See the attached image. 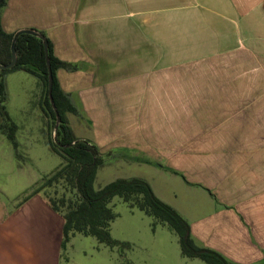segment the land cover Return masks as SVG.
<instances>
[{"label": "crops", "instance_id": "1", "mask_svg": "<svg viewBox=\"0 0 264 264\" xmlns=\"http://www.w3.org/2000/svg\"><path fill=\"white\" fill-rule=\"evenodd\" d=\"M2 25L76 67L56 76L77 140L166 177L139 178L200 247L264 264V0H7ZM30 225L0 198V264L49 259Z\"/></svg>", "mask_w": 264, "mask_h": 264}, {"label": "rangeland", "instance_id": "2", "mask_svg": "<svg viewBox=\"0 0 264 264\" xmlns=\"http://www.w3.org/2000/svg\"><path fill=\"white\" fill-rule=\"evenodd\" d=\"M5 83L6 110L18 126L19 149L16 154L0 131V198L6 205L7 216L26 220L29 233L33 222V231L38 236V252L40 254L43 250L49 255V259L41 258L40 264H206L199 258L183 256L179 236L168 224L131 208L120 197H114L109 203L116 214L110 227L111 236L120 243L118 246L111 248L95 237L76 233L64 247V234L60 228L63 216L51 209L43 192L33 195L42 179L63 162L49 146L48 140L53 137L55 125L42 111L43 87L37 77L19 70L6 73ZM104 158L106 162L99 168L95 181L97 190L124 178L147 177L154 183L158 179L167 182V178H161L159 174H145V169L138 165L112 167L109 165L111 159L107 155ZM148 170L154 172L152 168ZM46 193L59 197L63 190L59 186L56 192L51 188ZM167 193L174 195L173 191Z\"/></svg>", "mask_w": 264, "mask_h": 264}, {"label": "trees", "instance_id": "3", "mask_svg": "<svg viewBox=\"0 0 264 264\" xmlns=\"http://www.w3.org/2000/svg\"><path fill=\"white\" fill-rule=\"evenodd\" d=\"M7 0H0V64L7 65L12 60L11 43L14 34L7 33L2 25V10ZM44 35V33H42ZM48 40V39H47ZM49 43V59L53 74V98L62 123L58 132L61 145L67 146L78 141L73 147L60 148L50 137L51 150L62 159V164L49 176L42 179L34 189L33 195L44 193L51 208L63 216L64 247L70 237L76 233L95 237L100 243L111 248L120 243L111 236V223L116 214L109 207L114 197H120L131 208H137L146 215L153 216L168 224L179 236L181 251L189 259L199 258L206 264H233L220 253L200 247L192 237L190 224L174 208L162 202L153 192L150 184L141 178L117 179L103 188H95L98 168L106 162L94 144L86 140H77L67 120V113L78 114L70 98L64 94L58 84V69L73 70L72 64L60 61L54 56ZM17 63L11 70L0 71V131L7 137L18 154L19 144L16 134L18 126L12 121L6 110L7 90L5 75L12 71H25L38 78L43 87L41 107L44 115L56 122L55 112L48 97V67L41 40L24 34L16 44ZM111 159V154H107ZM129 159H132L131 157ZM139 161V160H136ZM62 188L61 196H51L47 189ZM55 195H57L55 193Z\"/></svg>", "mask_w": 264, "mask_h": 264}, {"label": "water", "instance_id": "4", "mask_svg": "<svg viewBox=\"0 0 264 264\" xmlns=\"http://www.w3.org/2000/svg\"><path fill=\"white\" fill-rule=\"evenodd\" d=\"M24 34L33 36V37L41 40L43 43L45 57H46V63H47V67H48V97H49L50 104H51V106L55 112V115H56V122H55L54 130H53V141L60 148L73 147L78 141L73 142L70 145L64 146V145H61L59 140H58V132H59V128H60V125L62 123V120H61L60 114L57 110V107L55 105L53 94H52V92H53V74H52V68H51V63H50V59H49V43H48L46 36L43 35L41 32H39L35 29H30V28L20 29L17 32H15L14 36H13L12 43H11L12 60L7 65L0 64V71L11 70L16 65L17 59H18L17 52H16L17 40L21 35H24Z\"/></svg>", "mask_w": 264, "mask_h": 264}]
</instances>
